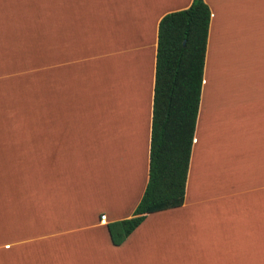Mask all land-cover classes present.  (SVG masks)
<instances>
[{
    "label": "crops",
    "instance_id": "obj_1",
    "mask_svg": "<svg viewBox=\"0 0 264 264\" xmlns=\"http://www.w3.org/2000/svg\"><path fill=\"white\" fill-rule=\"evenodd\" d=\"M192 1L0 0V264H264V0H204L184 202L109 234L148 181L159 21Z\"/></svg>",
    "mask_w": 264,
    "mask_h": 264
},
{
    "label": "trees",
    "instance_id": "obj_2",
    "mask_svg": "<svg viewBox=\"0 0 264 264\" xmlns=\"http://www.w3.org/2000/svg\"><path fill=\"white\" fill-rule=\"evenodd\" d=\"M211 12L193 0L159 21L148 181L133 216L108 224L121 244L147 214L177 208L185 185L203 82Z\"/></svg>",
    "mask_w": 264,
    "mask_h": 264
},
{
    "label": "rangeland",
    "instance_id": "obj_3",
    "mask_svg": "<svg viewBox=\"0 0 264 264\" xmlns=\"http://www.w3.org/2000/svg\"><path fill=\"white\" fill-rule=\"evenodd\" d=\"M241 80H244V79H240L239 81H241Z\"/></svg>",
    "mask_w": 264,
    "mask_h": 264
}]
</instances>
